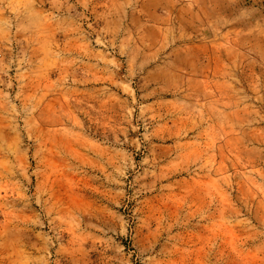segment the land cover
<instances>
[{"label": "rangeland", "instance_id": "1", "mask_svg": "<svg viewBox=\"0 0 264 264\" xmlns=\"http://www.w3.org/2000/svg\"><path fill=\"white\" fill-rule=\"evenodd\" d=\"M0 264H264V0H0Z\"/></svg>", "mask_w": 264, "mask_h": 264}]
</instances>
